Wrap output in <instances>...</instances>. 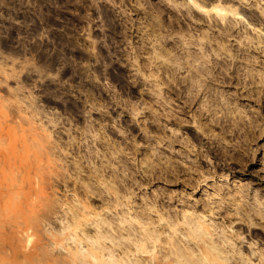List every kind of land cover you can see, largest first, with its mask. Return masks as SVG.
Returning <instances> with one entry per match:
<instances>
[{
  "label": "rangeland",
  "instance_id": "374dc122",
  "mask_svg": "<svg viewBox=\"0 0 264 264\" xmlns=\"http://www.w3.org/2000/svg\"><path fill=\"white\" fill-rule=\"evenodd\" d=\"M172 1L0 0V264H264V0Z\"/></svg>",
  "mask_w": 264,
  "mask_h": 264
},
{
  "label": "bare ground",
  "instance_id": "6f19581e",
  "mask_svg": "<svg viewBox=\"0 0 264 264\" xmlns=\"http://www.w3.org/2000/svg\"><path fill=\"white\" fill-rule=\"evenodd\" d=\"M169 1V0H168ZM170 1H172V0H170ZM199 0H186V2H183V4L182 5H184L185 6V4L186 5H188V6H190L191 8L193 7V8H196L198 11H200V12H202V13H204L205 15H207V16H209V17H211L212 19H214V17H215V19L216 20H220L221 22H223V23H227V21L229 22L230 20H228L227 19V16H233V15H237V13L235 12V9H232L231 7H227V6H224L222 3H221V1L220 0H216L217 1V3H215V4H210V8H206V7H204V6H202L199 2H198ZM215 1V0H214ZM175 2V1H174ZM223 2V1H222ZM172 3H173V1H172ZM185 3V4H184ZM181 4V3H180ZM204 4V3H203ZM177 6V5H176ZM181 6V5H180ZM187 7V6H186ZM179 8V7H178ZM187 10H189V8L187 9ZM261 12H262V14L264 15V10L262 11L261 10ZM218 22V21H217ZM176 62V61H175ZM177 63V62H176ZM197 70V69H196ZM198 70H200L199 68H198ZM199 72V71H198ZM194 77V76H193ZM193 77H190V79L192 78V80H194V78ZM194 216V215H193ZM196 217V219H198V218H201V217H197V216H195ZM185 218V217H184ZM189 218V217H188ZM191 219H193V218H191ZM185 220H186V222H183L184 224H188V225H191V227H190V229H189V231H191V235L193 236L194 234L193 233H195V237H193V239L195 238L196 240H198V241H202V243H206L205 245H208V247H203V246H201L202 244H201V242H200V245H198V244H196L197 245V250H196V252H197V254H194V253H196L195 252V250L194 249H192V247L194 246H192V247H190V251L188 252V253H185L184 252V250H181V247H178V245L177 244H179V243H177L178 242V239L177 240H175L174 242H176L175 243V245H177V246H175V245H171L170 244V246H172V247H170V249H168L167 251H168V254H169V252L170 253H172V254H174V255H176V257H177V260H176V262H179V263H181V264H231V263H229L228 261H229V257L230 256H226V254H228L227 253V251H226V254L225 255H223L225 252V249L224 250H222V249H220L219 247H218V243H215L216 242V240L215 239H213L212 238V236L213 235H211V233L212 232H210L207 228H206V226H204V225H202V224H200V223H198V222H194L193 224H192V222H190V221H188L186 218H185ZM190 220V219H189ZM193 221V220H192ZM199 221H201V220H199ZM202 222H204L203 220H202ZM7 223V222H6ZM183 223H181V224H183ZM170 224V223H169ZM172 224V223H171ZM170 224V225H171ZM178 224V223H177ZM204 224H206V223H204ZM173 225V224H172ZM206 225H208V223L206 224ZM21 227V226H20ZM171 227V226H170ZM178 227V226H177ZM189 227V226H188ZM208 227V226H207ZM175 229V228H174ZM155 231V230H154ZM176 231V230H175ZM18 232V231H17ZM22 232V231H21ZM27 232H28V230H27ZM156 232H158V231H156ZM193 232V233H192ZM25 233H26V231H25ZM187 233V232H186ZM17 234V233H16ZM148 234V233H147ZM161 234V233H160ZM159 234V235H160ZM24 235H26L27 236V234H24ZM191 235H189L188 234V236H191ZM16 236V235H15ZM21 236V235H20ZM158 236V235H157ZM187 236V235H186ZM147 238V237H146ZM150 238V236L148 237V239ZM156 238V237H155ZM157 238H160V237H157ZM179 238V237H178ZM191 238V237H190ZM223 238V237H222ZM221 238V242H223L222 240L224 239H222ZM228 238V237H227ZM180 239V238H179ZM157 240V239H156ZM196 240H194L195 241V243H196ZM227 241V240H226ZM23 242V241H22ZM174 242H172V243H174ZM189 242H191V241H189ZM228 242V241H227ZM226 242V245H231V244H228ZM230 242H232V241H230ZM192 244H194V243H192ZM195 245V246H196ZM234 245V244H233ZM6 246V245H5ZM183 246H186V245H183ZM194 246V247H195ZM187 248L189 247V246H186ZM98 247H96V249L95 248H93V249H95V250H97V252H98V249H97ZM100 248V247H99ZM185 248V247H184ZM182 249H183V247H182ZM8 250H10V249H8ZM41 250H42V248H41ZM188 250V249H187ZM100 251V250H99ZM2 252V251H1ZM45 252V254H46V251H44ZM101 252V251H100ZM40 253H41V251H40ZM47 253H49V252H47ZM102 253V252H101ZM194 255H193V254ZM234 253H237V252H234ZM43 254V253H42ZM88 254H90V253H88ZM233 254V253H232ZM48 255V254H47ZM99 255V254H98ZM223 255V256H222ZM46 256V255H45ZM49 256V255H48ZM47 256V257H48ZM91 258H93V257H91ZM232 260H233V258H234V260H235V256H233L232 255ZM103 260V259H102ZM240 260V259H239ZM243 260V259H242ZM230 261H231V259H230ZM26 262V261H25ZM105 262H106V260H105ZM95 263V261L93 262V264ZM82 264H83V262H82ZM177 264V263H176ZM233 264V263H232Z\"/></svg>",
  "mask_w": 264,
  "mask_h": 264
}]
</instances>
